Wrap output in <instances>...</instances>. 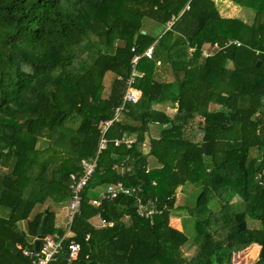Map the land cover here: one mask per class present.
Masks as SVG:
<instances>
[{"label": "trees", "instance_id": "16d2710c", "mask_svg": "<svg viewBox=\"0 0 264 264\" xmlns=\"http://www.w3.org/2000/svg\"><path fill=\"white\" fill-rule=\"evenodd\" d=\"M226 1L252 22L222 16L215 0H0V264H33L23 250H34L40 227L42 237L64 235L54 208L69 200L82 160L97 166L48 264H230L253 245V264H264V0ZM149 47L135 67L139 98L99 150L132 58ZM123 139L133 142L115 145ZM119 182L131 194L91 203ZM139 201L158 214L141 218ZM101 218L113 225H95ZM71 241L80 252L69 262Z\"/></svg>", "mask_w": 264, "mask_h": 264}, {"label": "built area", "instance_id": "2783aa9c", "mask_svg": "<svg viewBox=\"0 0 264 264\" xmlns=\"http://www.w3.org/2000/svg\"><path fill=\"white\" fill-rule=\"evenodd\" d=\"M188 9V6L186 7ZM172 22H168L166 24L167 29L170 28ZM232 44L239 45V43L233 42ZM132 52L135 51L133 47L131 49ZM141 57H146L148 59L152 58V47H149L146 51L142 54H135L132 58V73L127 80V89L125 90L122 103L121 105L114 110V115L111 119L105 121L102 125V136L99 142V150H104L106 148V139L104 138V134L108 130V128L114 123L119 121L121 117V113L124 110L127 103H135L139 98V90L133 87L135 76H137V72L135 67ZM121 142H124L126 145H130L133 141L132 140H115V145H119ZM97 163L96 160H82L80 163V174H72L71 180L72 184L70 185V196L67 205V232L64 233L62 237L58 235H46L42 237L40 241V248L39 251H28L23 250L24 256L28 257L32 260L33 264H48L49 261L53 260L55 255L58 254L62 242L68 237V233L70 230V226L73 222V219L76 215L80 212V205L82 201V192L85 187L88 185L91 177L93 176ZM134 192V189H132ZM121 194L129 195L131 194V190L123 186L122 183L111 184L103 189L98 199H94L91 201L93 205H100L101 200H113ZM137 213L141 218L150 219L153 215L158 214V210L154 209L153 207H149L138 202L137 206ZM99 225L104 227L108 226L111 227L113 224L112 222H107L104 219H99ZM68 261H75L78 257L80 252V245L75 242L71 241L68 244Z\"/></svg>", "mask_w": 264, "mask_h": 264}, {"label": "rangeland", "instance_id": "374dc122", "mask_svg": "<svg viewBox=\"0 0 264 264\" xmlns=\"http://www.w3.org/2000/svg\"><path fill=\"white\" fill-rule=\"evenodd\" d=\"M215 3L217 4L221 15L224 14L223 15L224 17H226V18H228V17L229 18L230 17H236V18H239L242 21L247 22V23H251L252 22V17L253 16H252V12L250 10L242 9V8L240 9L237 6H234L233 4H230V3H227V2L221 1V0H215ZM222 5H223V7H222ZM111 80H112V77L110 75H107L106 78H105V81H104V87H105L104 94L105 95H107L109 93V88H110L109 86H110ZM46 84H47V80L45 79L41 83H38V87L41 88L42 86H44ZM156 108L157 109H165L164 106H158V105L156 106ZM167 108H169V107H167ZM209 108H210V110H214V109L218 108V106L213 104V103H210L209 104ZM165 110H166V112L168 114L172 115L174 113V110H172V109H170V110L165 109ZM200 121L201 120L199 118H196L193 121L192 128L194 130H196L198 128V123ZM151 133H152V136H156L157 133H156L155 128H151ZM186 136L191 138V139L193 138V140L195 139V141L198 140V138H199L198 134H196L195 137H192L191 134L187 133ZM147 148H148L147 145H145V147H143V149H145L144 151H146ZM154 162L155 161L150 159V166L151 167L155 166ZM194 191H195V188H193L192 186H188L186 188H179L176 191V194H177V203H176V205H184L186 197L188 196V194L190 195ZM46 205L42 206L41 209L46 207ZM62 205L64 206V208L66 209V212H67L68 201L64 202ZM55 208H56V210H61L60 207L55 206ZM215 208H216V206L214 207V209ZM237 208L241 209L238 206H237ZM59 213H60V215H63L62 223H61L60 226L64 227V230H65V233H66L67 232V228H68V225H67V213H66L65 217H64V214L61 211H59ZM181 215H184V213H181ZM175 216H180V214H176L175 213ZM94 224L98 225L100 223L96 219L94 221ZM171 225L176 227L177 229H181L182 228L181 223H180L179 219H177V218H174V219L171 220ZM20 226L23 229L26 228L25 227L26 226L25 223H22ZM248 227L249 228H258L259 224H258V222H255V221H252V220L249 219L248 220ZM259 250H260V248L258 246L253 245L250 248H247V249H245V250H243V251H241L239 253H232L230 264H253L256 261L257 257H258ZM183 254L186 257H192L195 254V248L194 247L184 248V253Z\"/></svg>", "mask_w": 264, "mask_h": 264}, {"label": "crops", "instance_id": "0c3cea01", "mask_svg": "<svg viewBox=\"0 0 264 264\" xmlns=\"http://www.w3.org/2000/svg\"><path fill=\"white\" fill-rule=\"evenodd\" d=\"M221 1H225V2H227V3H229L228 1H226V0H221ZM231 4V3H230ZM222 7H223V5H222ZM239 8V7H238ZM223 9V8H222ZM241 9V8H240ZM224 14H222V16H223ZM229 18V17H228ZM230 18H232V17H230ZM203 51H202V54H203V57H207L208 55H210V53L213 51V49H211V46L210 45H208V44H204L203 45ZM192 51V50H191ZM165 109H167V110H170L169 108H167V107H164ZM165 109H163V110H165ZM166 111V110H165ZM154 161V160H153ZM155 163V162H154ZM63 205L61 204V205H59V206H57V207H60V209L61 210H56V208H54L56 211V215H55V228L57 229V230H59V231H64L65 232V230H64V227H61L60 225H61V223H62V219H63V215H60V213H59V211H61L63 214H64V217L66 216V209L64 208V206L62 207ZM65 210H64V209ZM69 234V233H68Z\"/></svg>", "mask_w": 264, "mask_h": 264}, {"label": "water", "instance_id": "95a60500", "mask_svg": "<svg viewBox=\"0 0 264 264\" xmlns=\"http://www.w3.org/2000/svg\"><path fill=\"white\" fill-rule=\"evenodd\" d=\"M259 62H257L256 66L258 67L259 66ZM44 222H45V217L42 218V221H41V226L44 225ZM37 238L35 239L34 241V250L35 251H39V248H40V241L42 239V229L41 227L37 230Z\"/></svg>", "mask_w": 264, "mask_h": 264}]
</instances>
